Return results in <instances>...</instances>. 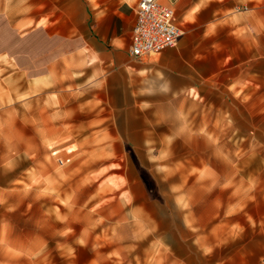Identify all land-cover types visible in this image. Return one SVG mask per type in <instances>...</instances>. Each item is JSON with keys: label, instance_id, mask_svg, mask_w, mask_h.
Segmentation results:
<instances>
[{"label": "rangeland", "instance_id": "obj_1", "mask_svg": "<svg viewBox=\"0 0 264 264\" xmlns=\"http://www.w3.org/2000/svg\"><path fill=\"white\" fill-rule=\"evenodd\" d=\"M0 1L17 7L20 19L32 0ZM40 3L52 21L65 19L61 6ZM258 14V61L233 66L231 40H199L208 44V79L194 92L177 94L145 77L144 65L159 56L129 59L128 74L104 62L103 88L89 85L67 98L65 133L39 138L29 151L34 166L1 165L16 152L5 150L8 136L0 135V264L264 256V0ZM5 30L15 49L13 31ZM19 47L41 59L74 49L46 32ZM59 159L71 162L62 167Z\"/></svg>", "mask_w": 264, "mask_h": 264}, {"label": "crops", "instance_id": "obj_2", "mask_svg": "<svg viewBox=\"0 0 264 264\" xmlns=\"http://www.w3.org/2000/svg\"><path fill=\"white\" fill-rule=\"evenodd\" d=\"M48 1L62 7L64 20L52 21L51 11L41 13L44 5L40 0H32L28 10L21 12L26 16L17 19V7L10 9L0 1V19L13 31L16 45L15 49L9 48L7 30L1 25L0 135L8 136L5 150L16 152L9 165H1L15 167L16 172L26 163L35 165L29 151L40 147L41 136L65 133L67 98L81 97L89 85L103 88L104 62L114 66L117 73L128 74L133 69L129 50L141 0ZM247 4L255 8V13L245 11ZM173 6L184 35L175 48L165 50L156 62L144 65L146 78L159 79L166 89L177 94L197 90L200 81L208 79L209 62L208 44L199 40H231L229 60L233 66L245 67L253 58L258 61L259 0H173ZM30 22L35 23L32 28L27 26ZM43 32L50 40L61 38L73 44L74 49L59 55L52 51L42 59L35 53L25 55L20 44ZM25 152L27 158L21 156ZM263 262V255L258 258L246 253L208 264Z\"/></svg>", "mask_w": 264, "mask_h": 264}, {"label": "built area", "instance_id": "obj_3", "mask_svg": "<svg viewBox=\"0 0 264 264\" xmlns=\"http://www.w3.org/2000/svg\"><path fill=\"white\" fill-rule=\"evenodd\" d=\"M183 35L173 0H141L136 8V24L129 56L137 62L159 56L165 50L175 48ZM70 162L58 160L62 167Z\"/></svg>", "mask_w": 264, "mask_h": 264}, {"label": "bare ground", "instance_id": "obj_4", "mask_svg": "<svg viewBox=\"0 0 264 264\" xmlns=\"http://www.w3.org/2000/svg\"><path fill=\"white\" fill-rule=\"evenodd\" d=\"M59 131V130H58ZM42 133H43V131H42ZM41 134V133H40ZM44 134V133H43ZM76 142V141H75Z\"/></svg>", "mask_w": 264, "mask_h": 264}]
</instances>
